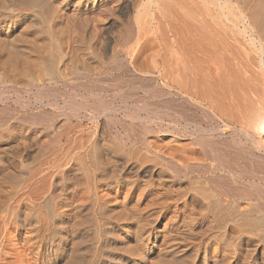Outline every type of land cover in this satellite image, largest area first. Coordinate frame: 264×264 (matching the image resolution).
<instances>
[{"label": "bare ground", "instance_id": "6f19581e", "mask_svg": "<svg viewBox=\"0 0 264 264\" xmlns=\"http://www.w3.org/2000/svg\"><path fill=\"white\" fill-rule=\"evenodd\" d=\"M110 61L125 64L142 89L163 99L168 112L189 108L217 126L193 122L187 130L195 121L189 117L190 125L183 131L173 126L166 140L151 135L147 142L138 140L144 156L132 161L121 155L128 156L127 150L111 154L109 142L102 146L95 137L86 153L88 143L69 134L71 119L55 126L47 116L51 126L37 130L33 127L39 121L25 128L4 126L1 118L0 264H56L67 255L64 264H95L96 254L105 256L107 264H132L131 255L138 252L141 261L157 251L164 254L155 264H264L263 193L241 187L238 177L244 172L264 182V0H0V87L7 88L5 97L23 91L27 103L33 98L58 105L60 87L54 92L53 86L102 72ZM84 95L64 100L65 107L74 115L83 111L100 118L93 98ZM120 107L113 100L108 112L118 113ZM159 116L149 110L144 117L154 121L150 124L175 119ZM118 140L122 149L136 144ZM201 160L213 175L198 169ZM70 182L78 190L75 202L58 203L57 186ZM199 182L209 186L208 192L194 186ZM112 185L126 191L128 207L110 196L114 193H104ZM74 209L79 217L72 222L69 212Z\"/></svg>", "mask_w": 264, "mask_h": 264}, {"label": "rangeland", "instance_id": "374dc122", "mask_svg": "<svg viewBox=\"0 0 264 264\" xmlns=\"http://www.w3.org/2000/svg\"><path fill=\"white\" fill-rule=\"evenodd\" d=\"M114 63H116V64H113L112 63V61H110V64L109 63H107V64H109V65H104L103 66V68H101V71L102 70H104L105 68V72L104 71H102V72H97L98 70H96L95 72H94V70H93V72L94 73H96V74H94L93 72L91 73V74H93V75H91L90 77L89 76H87V78L86 77H84V75L83 76H81V78H83V79H81L80 77L79 78H74V77H69V78H67L66 80V82H65V80H64V82H65V84H67V85H65L64 84V82H62L61 83V85H57V86H53L52 88H54V92L56 91V89H58L59 87V89L55 92V95H56V100L58 101V100H60L61 98L63 99H61L60 101L61 102H57L58 103V105L57 104H53V106H52V104H48V103H42V102H40V101H35V100H33V98H32V101H30V102H28L27 103V101L25 102V100H27V99H29L28 97V95H26V94H23L24 92L23 91H16V92H12L13 94H11L10 95V97L9 96H4V92L5 91H7V90H5V89H7V88H5V87H0V92H3V96H1L2 95V93H1V95H0V100H2L3 102H1L0 101V119L1 118H4V120L3 121H5L6 123L4 124V126L5 125H11V123H12V125L15 127V126H18L19 124V126H25V128H29V126H31V127H33L34 125H36V123H38V121L39 122H41V123H39V125L37 124V126H34L33 128L34 129H37V130H42V128H43V126H44V128L45 127H48V126H51L50 124L52 123V124H54L55 126H60L63 122L65 123V124H67L66 123V121L67 120H69V119H71V120H69L70 121V123L72 124L71 126L69 125V127L68 128H70L69 129V134H71L72 135V137H79L78 139V142H81V140L82 141H84L85 143H88L86 146H85V149L86 148H91V145H92V143L94 142L93 140L95 139V138H97V139H95V140H99V143H101V145L102 146H109V150H110V148H111V152H109V153H113V152H115V151H117L118 153H119V155H120V153L121 152H123V151H126L127 150V154H128V156L127 155H123V154H121L122 155V157H124L123 159H125V160H128V158L130 159L131 158V160L132 161H135L136 159L134 158V157H136V158H139V156H144V153H143V151H141V146H142V144L140 143L141 141L143 142L144 140H145V142H147L146 140H151V139H159V140H166V137L167 136H169L168 135V133H169V131H171L172 129H175V127L173 128V126H178L177 127V129L178 130H180V131H183L184 129H185V127H186V125L187 124H189L190 125V122H189V117H190V121H191V119H193V117L195 118V121H194V119L192 120V123L193 122H197L198 124H200L202 127H204V128H208V126H210L211 128H214V127H216L217 126V124L215 123V121H213L212 119H209V118H206L205 116H203L200 112L199 113H193V112H191V110L189 109V108H186V109H184V111L183 110H181V111H183L184 112V115H183V112L181 113V111H178V110H180L178 107H176V108H174V109H170V110H172L171 112H168L169 111V109L167 108V107H165L164 105H161L162 104V98L161 97H159L158 95L156 96V95H154V93H147V91H145L146 89L143 87V85H142V82L140 83V79H138L137 77H135L131 72H128L129 71V69H128V67L127 66H125V64H123V63H118V61L116 62V61H114ZM119 65H118V64ZM96 66V65H95ZM106 66V67H105ZM119 67V68H118ZM124 67H125V69H124ZM126 67H127V69H128V71H127V69H126ZM120 68H122V70L120 69ZM124 69V70H123ZM120 70V71H119ZM104 72V73H103ZM100 73H103V74H100ZM131 73V74H130ZM133 76V77H132ZM71 78H73V80L71 79ZM134 78V80H132ZM71 79V80H70ZM74 79H76V81L74 80ZM137 81H138V83H137ZM135 83V86H132V85H134V83ZM82 83H85L84 85H87L88 86V88H87V86H85L84 88H83V84ZM132 83V84H131ZM137 83V84H136ZM62 84H63V86H65V87H63L62 86ZM82 84V85H81ZM131 84V85H130ZM80 85L82 86V87H80ZM141 85V86H140ZM67 86V87H66ZM133 87H134V89H133ZM142 87L145 89H142ZM56 88V89H55ZM72 88H76L75 90L76 91H72L73 89ZM77 88H78V90H77ZM82 88V89H81ZM1 89H3V90H1ZM63 91H62V90ZM85 89H87V90H89L88 92H87V90L85 91ZM91 89V90H90ZM99 89V90H98ZM119 89H121L122 91H119ZM142 89V90H141ZM59 90H60V92L62 91V95H64L65 97H63L62 95H61V93L59 92ZM105 92V93H103V91ZM131 90H133V91H131ZM84 91V92H83ZM101 91H102V93H101ZM144 91V92H143ZM21 92V93H20ZM75 92H76V94H79V95H76L75 94ZM86 92V93H85ZM107 92H108V94H107ZM120 92V93H119ZM135 94H134V93ZM137 92H138V95H136L137 94ZM60 93V94H59ZM66 93H67V95L68 94H70V95H68V97H67V95H66ZM82 93H84L83 95L84 96H86V97H88L89 95L91 96L92 94H95L96 96H89L90 97V100H91V98H93L92 100H91V105L92 104H94V107H96L97 106V108H98V111L97 112H99L98 114H99V116H100V114H104L103 116L101 115V117L100 118H98V119H91V116L88 114V113H84L83 111H78V112H80L79 113V115H77L78 114V112L77 111H75L74 113H75V115H77V116H75L73 113H71V111L69 110V108L67 109V107H65V105H64V100L66 101L67 99L70 101V100H74L75 99V97H77L78 96V98L80 97V96H83V95H81ZM97 93H98V95H97ZM99 93H101V94H99ZM148 95H147V94ZM88 94V95H87ZM104 96H103V95ZM107 94V95H106ZM118 94V95H117ZM121 94H122V96H121ZM146 94V95H145ZM13 95V96H12ZM16 95V96H15ZM25 95V96H24ZM59 95V96H58ZM105 95H106V97H105ZM109 95V98L107 97ZM112 95H114V97L112 96ZM150 95V96H149ZM15 96V97H14ZM18 96H20V97H22V99L20 98V99H17V97ZM62 96V97H61ZM70 96V97H69ZM74 97V98H71V97ZM99 96H100V98H102V99H100L99 98ZM115 96L117 97V98H115ZM119 96V97H118ZM121 96V97H120ZM125 96V97H124ZM128 98H127V97ZM151 96H156V97H151ZM59 97H60V99H59ZM67 97V98H66ZM88 97V98H89ZM111 97V98H110ZM123 97V102L121 103V98ZM139 97V98H138ZM157 97H159L160 99H158ZM2 98V99H1ZM5 98H6V100H5ZM95 98H96V100H95ZM125 98V99H124ZM130 98V101H128V99ZM153 98V99H152ZM79 99H81V97L79 98ZM98 99V100H97ZM101 101H100V100ZM104 99L106 100V103L107 102H109V104L111 103L112 104V102H113V100H114V104H116L117 106H120L121 105V107H120V110H122V111H118V113H113L112 111V113H110V111L108 112V107H109V104L107 103H104L105 101H104ZM107 99H109V100H107ZM116 99H117V102H116ZM119 99V100H118ZM121 99V100H120ZM127 99V100H126ZM152 99V100H151ZM155 99V100H154ZM21 100H23V102H19V101H21ZM125 100V101H124ZM133 100V101H132ZM137 100H138V102H137ZM140 100V101H139ZM147 100V101H146ZM160 101V105H159V101ZM93 101H94V103H93ZM98 101H100V104L103 106V107H101V105H97V104H99L98 103ZM154 101H157V102H155L154 103ZM126 102H127V104H126ZM143 102V103H142ZM29 103H31V104H29ZM41 103H42V105H41ZM53 103V102H52ZM59 103L61 104V105H59ZM140 103H142L141 105H142V107H140L141 105H140ZM152 103H154L153 105H152ZM48 104V105H47ZM104 104H105V106H104ZM120 104V105H119ZM139 104V105H138ZM158 104V107H156V105ZM96 105V106H95ZM108 105V106H107ZM124 105V106H123ZM129 105V106H128ZM131 105V106H130ZM138 105V106H137ZM49 106V107H48ZM55 106V107H54ZM62 106V107H61ZM93 106V105H92ZM107 106V107H106ZM126 106V107H125ZM133 106H134V108H133ZM147 106V107H146ZM152 106V107H151ZM46 107V108H45ZM52 107V108H51ZM59 107H61V108H59ZM124 107V108H123ZM137 107H139L138 109H137ZM162 107V108H161ZM56 108H58V109H56ZM63 108V109H62ZM65 108V109H64ZM96 108V109H97ZM102 108H104L103 109V111H102ZM141 108V109H140ZM149 108V109H148ZM152 108V109H151ZM153 108H154V110L155 111H153ZM157 108H159V109H157ZM9 109L11 110V111H9ZM53 109V110H52ZM57 111H56V110ZM60 109V110H59ZM101 109V110H100ZM105 109H107V111L105 110ZM127 109V110H126ZM130 110V112H129V110ZM144 109L146 110L147 109V111L149 112V110H150V113H153V112H155V114L156 115H160L161 113V118L163 119V116H165L166 117V115H167V117H169V116H172V117H174L175 119L173 120H171V119H167V118H165V119H163V123L161 124V122H156L155 121V123L153 124V123H151L150 124V122H154V121H148V120H146L145 119V117H146V115H147V113L148 112H144V114H143V111H144ZM157 109V110H156ZM164 109L166 110V109H168V110H166L167 111V113H166V111H164ZM177 109V110H176ZM5 110V111H4ZM12 110L13 111H15V112H12ZM54 110L56 111V112H54ZM66 110H67V112H66ZM138 110H143L142 112L141 111H138ZM151 110L153 111V112H151ZM162 110V112H160V111ZM174 110H176V111H174ZM188 110V111H187ZM9 111V112H8ZM63 111H64V113H63ZM70 111V112H69ZM102 111V112H101ZM105 111V113H103ZM129 112L130 114H128V115H126V113L127 112ZM131 111H132V116H133V118L134 119H132V117L130 116L131 115ZM156 111H159V112H156ZM190 111V112H189ZM8 112V115L6 114ZM11 112V113H10ZM53 112V113H52ZM59 112V115L57 116V114L56 113H58ZM65 112H66V114H65ZM106 112H107V114H106ZM176 112V115H177V117H176V115L174 114ZM178 112V113H177ZM188 114H186V113ZM36 113V114H35ZM38 113V114H37ZM40 113V114H39ZM45 113V114H44ZM60 113H63V115L65 116L66 115V117L67 116H69V117H67V118H65L64 119V117H63V115L62 114H60ZM83 113L85 114V116L83 115ZM123 113H124V115H123ZM138 113V114H137ZM140 113V114H139ZM159 113V114H158ZM164 113V114H163ZM170 113V114H169ZM172 113V114H171ZM180 113V114H179ZM192 113V114H191ZM5 114V115H4ZM32 114H34V115H32ZM43 114H44V116H43ZM48 114H50V115H48ZM53 114V115H52ZM68 114V115H67ZM71 114H73V116L71 115ZM136 114V115H135ZM166 114V115H165ZM169 114V115H168ZM26 115H27V117H26ZM36 115H39L38 117H36ZM40 115H41V117H43L42 119H41V117H40ZM56 115V116H55ZM82 115V116H81ZM107 115V116H106ZM115 115V116H114ZM118 115V116H117ZM138 115V117H136ZM140 115V116H139ZM183 115V116H182ZM186 115H187V117H186ZM190 115V116H189ZM197 115V116H196ZM200 115H201V117H200ZM21 116H23L22 118V120L20 119L21 118ZM24 116H25V119H24ZM47 116H48V119L51 121V123H50V121L47 119ZM49 116L52 118V119H50L49 118ZM60 116V117H59ZM70 116H72L71 118H70ZM109 116V117H108ZM119 116H120V118H119ZM124 116H128V117H131V118H128V119H125L126 120V122H125V120H124ZM135 116V117H134ZM145 116V117H144ZM159 116V117H160ZM185 116V117H184ZM192 116V117H191ZM199 116V117H198ZM12 117H14V118H12ZM18 117V118H17ZM20 117V118H19ZM39 117H40V119H39ZM53 117H54V119H53ZM81 117H83L84 118V120H83V118H81ZM88 117H90L89 118V120H88ZM107 117V118H106ZM140 117V118H139ZM145 119H143V118ZM172 117H170V118H172ZM181 117H182V120H181ZM184 117V118H183ZM203 117H204V119H203ZM6 118H9L8 120L6 119ZM28 118H29V120H28ZM37 118V119H36ZM46 118V119H45ZM60 118H63V119H61V121H60ZM74 118H77L79 121L77 122V119H74ZM112 119L111 121L109 120V119ZM138 118V119H137ZM200 118V119H199ZM202 118V119H201ZM16 119V120H15ZM19 121H18V120ZM86 119V120H85ZM114 119H115V121H114ZM120 119V120H122V121H118V120ZM139 119L141 120V121H139ZM186 119V120H185ZM207 119V120H206ZM30 120H32L31 122H30ZM46 120V121H45ZM49 122H48V121ZM66 120V121H65ZM97 122H96V121ZM116 120H117V122H116ZM129 120V121H128ZM133 120V121H132ZM144 120V121H143ZM181 120V121H180ZM1 121V120H0ZM2 121V122H3ZM25 123H23V122ZM28 121V124H26V122ZM43 121V122H42ZM54 121H56V122H54ZM73 123H72V122ZM75 121V122H74ZM143 121V122H142ZM147 121V122H146ZM166 121V122H165ZM169 123H168V122ZM173 122V121H175V122H181V124L180 123H178L177 125H175V124H172V123H170V122ZM13 122H14V124H13ZM36 122V123H35ZM110 122V123H109ZM113 122V123H112ZM120 122V123H119ZM122 122H124L125 123V126L124 125H122V127H121V124H124V123H122ZM129 122H132L130 125H128L129 127L130 126H134L133 128L132 127H128L126 124H129ZM137 122H138V124L139 125H141L140 123H144V125L142 124L141 126H139L138 124H137ZM183 122V123H182ZM10 123V124H9ZM45 123V124H44ZM49 123V124H48ZM58 123V124H57ZM60 123V124H59ZM63 123V124H64ZM116 123L118 124V125H116ZM148 123V124H147ZM167 123L170 125V124H172V125H168L167 126ZM191 123V125L190 126H188L187 128V130H191L192 128H193V125L194 124H196V123H193L192 124ZM22 124V125H21ZM34 124V125H33ZM75 124H77V125H75ZM82 124H83V126H82ZM133 124V125H132ZM153 124V125H152ZM185 124V125H184ZM214 124H215V126H214ZM11 125V126H12ZM27 125V126H26ZM46 125V126H45ZM114 125V126H113ZM115 125H116V127H115ZM147 125H149V126H151L150 127V129H149V126H147ZM158 125V126H157ZM180 125H181V127H180ZM73 126V127H72ZM76 126V127H75ZM127 126V129L130 131H127V129H125L124 127H126ZM139 126V127H138ZM143 126H145V127H143ZM147 126V127H146ZM160 126V127H159ZM172 126V127H171ZM185 126V127H184ZM192 126V127H191ZM206 126V127H205ZM214 126V127H213ZM41 127V128H40ZM75 127V128H74ZM81 127V128H80ZM114 127V128H113ZM180 127V128H179ZM191 127V128H190ZM5 128V127H4ZM80 129V131L78 130V129ZM111 128V129H110ZM137 129V131L135 130V129ZM162 128V129H161ZM164 128V129H163ZM165 128H166V130H165ZM168 128V129H167ZM72 129V130H71ZM83 129V130H82ZM123 129V130H122ZM159 129V130H158ZM182 129V130H181ZM75 130V131H74ZM126 130V133H128V135L124 132ZM133 130H135V131H133ZM118 131H120V134L118 133ZM121 131H123V132H121ZM131 131L133 132V133H131ZM142 133H141V132ZM159 131V132H158ZM165 131V132H164ZM166 131H168V132H166ZM102 132V133H101ZM118 133V135H117V133ZM164 132V133H163ZM76 133V134H75ZM77 133H78V136H77ZM99 133V134H98ZM101 133V134H100ZM140 133V134H139ZM158 133V134H157ZM161 133V134H160ZM75 134V135H74ZM142 134V135H141ZM146 134V135H145ZM166 134V135H165ZM70 135V136H71ZM87 135V136H86ZM101 137H100V136ZM115 135V136H114ZM123 135V136H122ZM129 136V137H127V136ZM139 135V137L137 138V136ZM151 135V139H150V136ZM155 135V136H154ZM160 135V136H159ZM83 136V137H82ZM104 136V137H103ZM119 136H121V137H119ZM131 136V137H130ZM144 136V137H143ZM158 136V137H157ZM162 136V137H161ZM165 138H164V137ZM90 137H91V142L89 141V139H90ZM95 137V138H94ZM105 137H107V138H105ZM111 137V138H110ZM127 137V138H126ZM141 137H143L142 139H140ZM147 137V138H146ZM149 137V138H148ZM153 137V138H152ZM157 137V138H156ZM84 140H83V139ZM86 138V139H85ZM92 138H93V140H92ZM108 138H110V139H108ZM118 138H122V139H130V141H132L133 140V142L134 143H136V144H138V140H140V144H138V148L137 147H135V145L134 144H131V143H129L128 145H126V149L125 148H123L122 149V143H119V140H118ZM132 138V139H131ZM136 138V140L134 141V139ZM88 139V140H87ZM101 139V140H100ZM106 139V140H105ZM115 139H117V142H116V140ZM144 139V140H143ZM105 140V141H104ZM110 140V141H109ZM111 140H112V143H111ZM103 141V142H102ZM182 141H185V140H182ZM104 142H107V143H105V144H103ZM108 142H109V145H108ZM117 143V145L115 144V143ZM90 143V144H89ZM119 143V144H118ZM112 144H113V146H114V149H113V147H112ZM131 144V145H130ZM40 145V144H39ZM119 145H120V147H119ZM133 145V146H132ZM141 145V146H140ZM129 147V148H128ZM115 148H116V150H115ZM131 148H133V149H131ZM134 148H135V150H134ZM136 148L138 149V150H136ZM141 148V149H140ZM89 149H86V153H88V150ZM125 149V150H124ZM129 149H131L130 150V152H129ZM121 150V151H120ZM134 150V151H133ZM139 150H140V152H139ZM133 152V153H132ZM36 153V152H35ZM35 153H33V154H35ZM135 153H137V156L135 155ZM138 153L139 154H141V155H138ZM113 154H115V153H113ZM130 154H132L133 156H131ZM202 155V156H201ZM200 155V157H202V159L204 158V159H206V157H205V155L203 156V154H201ZM88 155H85V162L86 161H89V160H87L88 158ZM128 157V158H127ZM207 160V159H206ZM201 162H203L202 163V165H201V167H204V168H202V169H200V168H198L199 170H201V172L203 173V175L204 176H208V175H213V172H210V170H208L206 167H207V165H206V167L205 166H203V165H205V162L204 161H202L201 160ZM73 163V162H72ZM71 163V164H72ZM159 163V167H164L165 168V166H164V163L162 162H158ZM163 166H162V165ZM161 165V166H160ZM72 168H74V166H72ZM164 168H162V169H164ZM204 171V172H203ZM206 171V172H205ZM207 171L208 172H210V173H208L207 174ZM117 173V172H116ZM170 173H172V175L173 174H175L174 172H170ZM205 173V174H204ZM243 174L242 175H244V176H240V174L241 173H239V175H238V177L239 178H241V180L239 181V182H241V187H245V188H249V189H251V187H253V189H255V190H258L259 192H261V193H263V198H262V202L264 203V192H262V191H264V182H262V181H260V178L259 177H254V176H252V177H249V176H246V175H248L247 173H244V172H242ZM246 174V175H245ZM217 175H219V174H217ZM130 176H132V175H130ZM176 176V175H175ZM234 176V175H233ZM227 177H232V175H227ZM247 177H248V179H247ZM61 178V179H60ZM181 178L182 179H184V177L183 176H181ZM234 178H237V177H234ZM62 179H63V176L61 177L60 175H58L57 176V181H62ZM244 179V180H243ZM259 179V180H258ZM248 180V182H251L250 183V185L249 184H247L246 183V181ZM250 180V181H249ZM252 180H254V181H252ZM244 181V182H243ZM258 181H259V183H258ZM68 182V181H67ZM256 182V183H255ZM71 183V182H70ZM200 183V182H199ZM245 183V184H244ZM252 183L254 184H257L256 186H255V184L254 185H252ZM263 183V184H262ZM197 185H194L196 188H198V187H201V188H198V189H202V191H207L208 192V189H209V186L206 184V183H203V182H201L200 184H198V183H196ZM238 185H240V183H237ZM244 184V185H243ZM246 184L248 185V186H246ZM260 184H262V185H260ZM68 186V187H67ZM67 188L66 187H63V188H65V189H63V188H61L62 186L61 185H59V186H57V189H56V201L58 202V203H66L67 201H70V203H73V202H75L74 201V196L76 195V193L78 192V190H75L74 189V184L72 185V183L70 184V185H68V183H67ZM69 186H71V187H69ZM116 186V185H115ZM204 187V189H203V187ZM207 186V187H206ZM257 187V188H256ZM59 188V189H58ZM117 188V187H116ZM113 185L110 187V188H108L109 190H107V188L106 189H103V191H104V193H109V194H112V193H114V194H112V195H110L111 197L113 196V198H115V197H119L118 198V201L120 200L121 201V203H125L124 201L126 200L127 201V197H126V191L125 190H120V191H118V189H116ZM207 188V189H206ZM111 189V190H110ZM206 189V190H205ZM103 191L101 192V193H103ZM106 191V192H105ZM123 193H122V192ZM118 192V193H117ZM100 193V194H101ZM122 193V194H121ZM260 193V194H261ZM116 194V195H115ZM121 194V195H120ZM73 195V196H72ZM118 195V196H117ZM115 196V197H114ZM125 196V197H124ZM121 197V198H120ZM124 197V198H123ZM73 198V199H72ZM63 199H67L66 200V202L64 201V202H62L63 201ZM75 199H76V196H75ZM125 199V200H124ZM119 201V202H120ZM69 203V202H68ZM69 203V204H70ZM127 203V202H126ZM74 205V204H73ZM72 204L70 205L71 207L73 206ZM124 205H126L127 207H128V204H124ZM74 207V206H73ZM73 207H72V209H73ZM75 211V212H74ZM73 212V213H72ZM119 212V209L117 210V213ZM74 213H76V210L74 209L73 211H71V212H69V215L70 214H73V215H70L69 217H71V221L73 222V221H75V219H77L78 217H79V215L77 216V214L75 215ZM75 218H74V217ZM77 217V218H76ZM72 222H71V224H72ZM92 253V252H91ZM138 253V252H137ZM137 253L135 254V255H131V257H132V259L134 260L133 261V263L132 264H151L150 262H152L153 264H155V263H157V260L159 261L160 260V256L161 255H163L164 253H158V251H157V253H155L154 255H152V256H150V257H148V256H146V257H144V259H142L141 261L139 260V258H138V256H137ZM155 255H157V256H155ZM159 255V256H158ZM92 256L94 257V255L92 254ZM168 257H170V259L171 260H173V258H172V256H169V255H167ZM155 257H157V258H155ZM158 257H159V259H158ZM105 258V259H104ZM149 258L152 260H149ZM155 258V259H154ZM63 263H60V262H57L56 264H64V261L66 262V259H69V256L67 255V257L65 256V257H63ZM92 259H94V263L95 264H107V262H106V260H107V258L105 257V256H101V255H99V254H96V257H94V258H92ZM104 259V260H103ZM136 259V260H135ZM148 259V260H147ZM166 260L167 259H169V258H165ZM169 259V260H170ZM179 259H183V257H180ZM186 259H188V260H190L189 258H186ZM98 260H100V261H98ZM104 262H103V261ZM155 260H156V262H155ZM146 261H147V263H146ZM155 263H154V262ZM97 262V263H96ZM101 262V263H100ZM89 263L91 264V262L89 261ZM86 264H88V263H86ZM108 264H111V263H109L108 262Z\"/></svg>", "mask_w": 264, "mask_h": 264}]
</instances>
